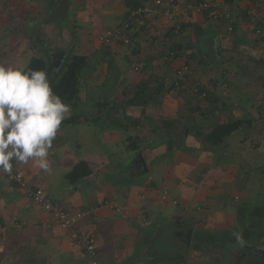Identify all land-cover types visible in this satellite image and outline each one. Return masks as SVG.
Here are the masks:
<instances>
[{
    "label": "crops",
    "instance_id": "crops-1",
    "mask_svg": "<svg viewBox=\"0 0 264 264\" xmlns=\"http://www.w3.org/2000/svg\"><path fill=\"white\" fill-rule=\"evenodd\" d=\"M170 2L167 5L178 9L184 7V3L194 8L199 0ZM52 3L53 7H62L54 16L51 13L55 10L50 8ZM152 5V0H0V61L21 58L20 61L27 65L38 54L31 53L35 37L40 42L38 51H42L39 53L48 58L50 81L57 79L69 56L91 58V64L86 67L88 69L89 65L91 71L80 77L76 104L62 121L53 140L58 141L59 146L49 149V153L54 156L60 146L72 145L75 150L71 156L76 157L71 168L83 161L88 165L91 175L69 185L64 178L71 169L68 172L44 170L31 160L26 164L13 161V165L30 184L42 188L55 202L75 212L86 213L82 225L85 226V233L94 239L99 264H148V261L174 264L171 260L176 256L188 259L193 255L196 231L204 228L221 231L225 226V217L231 226L237 225L238 204L231 200L233 196L244 198L246 193V189L238 188L234 162L229 160L215 165L209 144L190 135L192 123L189 118L199 113L191 111L190 108L196 104L189 93L176 91L177 88L169 91V94L174 92L177 98L185 96L188 109L185 125L180 131L184 143L177 145L175 154L174 120L180 111L184 113L185 107L168 105L165 99L169 98V94L158 104L137 107L126 104L138 90L137 86L145 82L147 77L146 74L132 71V66L138 65L139 61H146L150 55L157 56V63L154 60L152 64L145 65H152L153 73L160 79L167 67L163 64L166 54L174 45V38L171 39L167 33L164 35L168 42L150 32L151 20L154 19L149 16L155 11ZM132 13H136L135 18L130 20L133 33H136L130 44L123 45L118 39L110 45L100 43L99 37L106 30L116 29ZM198 17L201 21L192 20L198 29L202 27L198 23L210 22L205 15ZM182 23L187 24V21L182 20ZM36 27L38 30L34 32ZM170 28H173L171 23L163 31L167 32ZM206 29L205 26L203 30ZM214 33L215 37L203 39L207 40L205 52L214 64H224V52H231L234 42L226 41V34ZM238 37L237 41L243 40V33ZM20 39L22 41H18ZM183 48L181 45V52ZM256 49L263 56V46L259 45L253 51ZM51 52H65V56L59 60L60 64L53 61ZM87 52L91 55H85ZM193 54L194 51H190L189 58L193 59ZM252 54L249 59L256 60L257 57ZM177 59L168 64L171 65L167 67L169 71L174 70ZM263 60L261 58L259 61ZM197 63L201 64L200 61ZM203 63L206 64L205 60ZM232 66L233 72L238 69L235 64ZM116 74L121 90L113 98V91L105 94L99 86L107 85L109 75L112 78ZM230 74L223 71L217 78L204 79V84L207 81L205 88L212 93L204 106L207 107L206 111L209 109L215 114L218 109L217 112L222 114L221 108L229 103L231 108L228 107L225 113L230 112L231 117L241 119L242 116L237 113L243 115L246 110L235 102L239 100L235 90V96L231 94L229 97L228 91L222 89L221 92L218 86L222 85V81L239 86L238 79L241 78L236 76L232 79ZM187 85L191 86L189 83ZM94 88L96 94L93 93ZM90 95L94 103L88 108L85 103L91 99ZM154 105L157 107L152 108ZM103 106L107 108L103 109ZM170 110H174V114L169 113ZM203 113L204 116L199 115V120H196V123L200 121L198 124L201 126L207 121L210 126L229 120L219 113L220 119L214 122L213 114L208 117L207 112ZM163 120L171 121V125H164ZM90 125L101 129L100 140L93 139L90 134L84 136V130ZM244 128L242 126L226 139L227 148L235 145L237 135L243 136ZM129 130L132 134L130 132L127 135L126 131ZM68 132H74L75 136ZM159 132L162 133L160 142L157 141ZM170 137L173 138V147L168 150ZM238 140L244 144L246 139ZM183 145L186 147L184 150L180 148ZM110 146L113 149H109ZM227 154L234 157L233 152ZM48 162L50 166L49 159ZM41 170L43 173H40ZM51 171L58 173L60 178H54V181ZM105 201L115 203L117 209L104 206ZM188 231L191 235L186 244L184 235ZM84 261L82 249L69 242L65 233L52 224L47 213L30 202L24 192L0 171V264H83Z\"/></svg>",
    "mask_w": 264,
    "mask_h": 264
},
{
    "label": "rangeland",
    "instance_id": "rangeland-1",
    "mask_svg": "<svg viewBox=\"0 0 264 264\" xmlns=\"http://www.w3.org/2000/svg\"><path fill=\"white\" fill-rule=\"evenodd\" d=\"M51 1H54V0H51ZM170 1L171 0H163L162 5L160 6L161 8H153L155 9V11L152 13V15L149 16L150 19H154V20H151V22L153 21V23L149 27L150 32L153 34L159 35L160 39H163V38L167 39L165 38L166 36L164 35L166 32L163 30L167 29V27L169 26V23L166 22L163 16H161V12L165 4L167 5L168 3H171ZM175 1L176 0H174V3ZM204 1L208 2L210 7L213 8L215 11L225 14L226 16H228V18L222 19V20H215L212 18V20H214L212 22H206V23L202 22V24L200 22L198 23V26L199 27L202 26L201 29H204L206 26L207 29L200 34H197V33L194 34L195 33L194 28H196V25L192 23V20H194L195 22L201 21V19L199 20L198 16L203 15L202 12H198L197 10L192 8V5L186 6V3H184V7H181L179 9L178 7L171 6L173 9L175 8V10H180L178 12L176 11V14H179L178 16H180L179 18H177V25H176L177 31L180 30V24L182 23V20L187 21V24H189L187 28H190V29L186 28L189 31L185 29L182 35L179 37V43L184 47L183 48L184 50H182V52L181 51L179 52L180 55L178 59L176 60L178 62L174 63L176 64L174 66V70L177 68V66L181 68L185 66L187 68V71L184 74V80L188 81V83L191 84V87L193 88H194V85L205 87L206 86L205 84L207 83V81L204 84V79L207 80L209 78H213L214 76L215 78H217L220 73H223V71H227L231 73L230 75L233 76L232 79H235L236 76L241 78V79H238L239 86H234L230 82L227 83L225 81H222L221 82L222 85L220 84L218 85L219 90L221 92H222V89L226 90V92L228 91L227 94L228 95L230 94L229 97L232 96L231 94H233L235 90V94H237L239 98V100L238 101L235 100V102H238L239 106H241L242 109L244 107V110H246L245 114L243 115L241 113H237V114L238 115L240 114V116H242L241 119H244V120L253 118L254 120L253 123L255 124L251 123L249 124V126L248 124H245L244 127L246 128H244L245 131L243 133V136L238 133L239 134L237 135L238 138L236 139L235 145H233L232 147L227 148L226 143L222 145V147L225 150L224 153L227 155L225 156L230 160V162L232 161L234 162V166L236 165L234 168V171H235L234 176L236 177V179L238 178L237 179L238 188L246 189V193H245L246 197L244 196V198H241L239 196H236V198H234L233 196L231 200L232 202H237L238 204L237 205L238 206L237 216H236L237 225L231 226L230 222H227L228 218L225 217V221L223 222L225 226L223 227L221 231L208 230L205 228L200 231H196V234H195L196 243L194 247H192L193 255L188 257L189 259L188 264H213L212 259H218L219 261H224V260L227 261L228 254L224 252L223 249H221L222 245L227 244V243L231 244L232 242L236 240V238L246 240L249 238L250 235L257 234V232H259V228L262 227V225H264V207H263L264 206L263 204L264 202V60L259 61L261 60V58H264V54H262L263 56H261L259 52L257 51V49L253 51V49L258 47L259 45L260 46L262 45L264 49V0H237L235 3H233V5H227L224 0H204ZM51 5L52 6H50V8L55 10V12L52 11L51 13L54 16V14H56L59 10H61L62 7L60 5L53 7V3ZM152 6H154V4ZM195 15H197V17H195ZM204 19L205 18H202V20ZM231 22L235 24L236 28L235 30L233 29L231 31H228V28L231 27ZM258 24H260V26H258ZM210 29H213V30L208 31ZM37 30L38 28L36 27L34 32H36ZM192 30L194 31V33ZM216 31L221 32L222 34H226L225 35L226 41L232 40L234 42L232 51L224 52V56H225L224 62L226 64L225 63L224 64H214L213 61L211 60L212 58L208 55V53L205 52V49H206L205 45H206L207 40L204 41L203 39H207L212 36L215 37L214 32ZM257 31H259V34L256 33ZM240 33H243L244 38L241 41H237L239 39L238 36ZM34 39L35 41L33 43V50L31 51L32 55H35L36 53H38L36 55L43 57V59H46L48 63V58H46L47 56L42 53H39L42 50L38 51L40 42L39 43L37 42L38 40L37 37H35ZM18 41H22V40L20 39ZM167 42H168V39H167ZM258 42H259V45H257ZM190 47H192V49ZM192 50L194 51L193 59L195 60H193L192 58H189L190 51L192 52ZM31 53L28 54L29 57ZM251 53H253L252 54L253 56L257 57L256 60L249 59ZM18 54L20 55L21 53H19L18 51ZM85 55L90 56L91 54L87 52ZM87 58L89 60L88 64H91V61H90L91 58L90 57H87ZM20 59L21 58H19L18 61H20ZM157 59L158 58L156 56L155 62L157 61ZM196 60L200 61L201 64H198ZM204 60L206 64L203 63ZM14 61H17V60H14ZM177 64H180V65H177ZM234 64L235 66L238 67V69L233 72L231 68L234 67L232 66ZM88 67H89L88 69L86 68L84 69L83 73L88 74L91 71V68L89 65ZM63 68L64 66L62 67V69ZM110 75L107 78L109 80L108 82H106L107 85L99 84L100 85L99 89L104 90L103 92L105 94L113 91L112 94H114L113 95V98H114L117 94V91L121 90V87H120V83L118 82V80H113L110 77ZM129 76L137 80V78L132 76V74H129ZM93 93L96 94L95 88L93 89ZM168 96L169 98L168 97H166V99L164 98L166 103H168V105L175 106L179 104L180 106L183 105L185 107L184 113L180 111V115L174 120V129H175L174 130V135H175L174 142L181 144L184 142L182 141V137L179 133L181 131V127L182 126L184 127L185 125L186 120L184 118L188 115L186 112L188 111V109H187L185 96L181 95V97L177 98V96L174 95V92L170 93ZM90 98L91 99L85 103V107L91 108L92 104L94 103L92 100V95H90ZM193 103H195V101ZM231 104H235V103H231ZM200 105H201L200 108H202L204 112H207L206 114H208V117L212 116L213 113L210 112L209 109L206 111L207 107H205L206 105L204 106V103H201ZM217 106L220 107V104H218V102H217ZM156 107L157 106L154 105L152 108H156ZM228 107L231 108L229 103H227L225 107L223 106L221 108L220 111L222 112V114L220 112L219 113H220V116H223L226 119L230 120V119H233V116L231 117L229 115L230 112L228 114L225 113ZM234 107L235 105H233V108ZM106 108L107 106H103V109H106ZM238 108L240 109V107ZM184 109L182 108V110ZM217 110L218 109H216L215 114H213L214 122L220 119L218 117L219 113L217 112ZM169 113L174 114V110H170ZM199 115L200 114L195 113L194 116L192 115L190 116L189 118L190 123H192L190 125L195 128L196 127L200 128V130H202L206 134L211 130V128L213 127V124H210V126H208V121L203 126L198 124L200 121L196 123V120H199ZM115 127L117 130L121 131L120 127L116 125ZM192 127L191 129H189V133L191 136H194L193 135L194 130L192 129ZM84 132L86 133L84 134V136L90 134L91 136L94 137L93 139L97 138L100 140L102 136L101 129L100 128L98 129L92 125H90V128L85 129ZM130 132H131L130 130L128 132L126 131V134L129 135L128 133ZM68 134L75 136L74 132H68ZM161 134L162 133L159 132V135L157 138V141L159 142L161 141V138H162ZM195 138L199 140H203L202 138H199V137H195ZM238 139L240 140L246 139V140L244 141L245 142L244 144H240V141ZM225 142H227V140H225ZM52 144H53L52 147L59 146L58 141H55ZM241 146H243L242 152L240 151ZM109 149H113V148L110 146ZM177 149L178 148L176 147L174 148V154L178 151ZM74 150L75 148L72 145L71 146L68 145L67 147L60 146V150L57 153H55L54 156L52 153H49V157H48L50 161L49 170L53 169L58 172L60 171L68 172L70 169H72L71 168L72 163L76 155L71 156V152ZM231 152L234 153V157H230V156L228 157L227 153H231ZM213 159H214V156H213ZM213 162L215 165L221 164L220 161L216 162L215 159ZM40 173H43V171L41 170ZM51 178L58 179L60 178V175L58 173L54 174V171H51ZM65 182L69 184L66 180ZM247 207L251 208V211L248 213V216L250 217L249 219L247 217V214H245ZM251 218L252 220L250 222L249 220ZM201 224L199 225L201 226ZM258 247H264V246H258ZM252 248L254 247L248 246L247 251L249 254L245 253L244 255L246 257V263L248 262L247 264H255V263H251V261H247V259L251 257L250 254H253V256L257 259H260V257L256 256L255 253H250L249 249L252 250ZM232 261L233 260L229 258V264H231ZM233 263L235 264L234 261ZM148 264H158V263H156L155 261H148Z\"/></svg>",
    "mask_w": 264,
    "mask_h": 264
},
{
    "label": "trees",
    "instance_id": "trees-1",
    "mask_svg": "<svg viewBox=\"0 0 264 264\" xmlns=\"http://www.w3.org/2000/svg\"><path fill=\"white\" fill-rule=\"evenodd\" d=\"M201 0H199L200 2ZM227 5H233L237 0H224ZM214 9H206L202 10V14L205 15L210 22L214 21L212 20V11ZM215 11V10H214ZM131 19H127L123 22V24H127V27L122 25V23L116 28L120 31V37L129 39L131 41L135 35L136 32L133 33V26L130 22ZM189 24H180V30L176 32V29L174 27L170 28L166 33L171 37V39L174 38V45H172L173 48H170V52L174 53L175 59L179 57V51L181 49V45L177 42L178 38L182 35L184 30L188 27ZM228 26V25H227ZM260 26V24H258ZM232 30L236 28L235 24L231 22ZM195 34H200V32H204L202 29L194 28ZM169 32V33H168ZM166 34V35H167ZM118 39V40H121ZM122 44L123 41L121 40ZM163 53V52H162ZM161 53V55H162ZM162 57V56H161ZM161 57L159 58L161 60ZM156 57L150 55L149 59L146 61H139L141 66V72L139 74H146V80L145 82H141L137 88L138 90L134 94V96L131 97V99L126 101L127 105L132 106H146L148 104H155L157 102H162V99L169 93L171 89H176L173 85H169L168 88L165 87V84L161 79L156 78V74L153 73V67L152 65H148V67L145 64H152V62L155 60ZM89 60L87 57L78 56V55H71L68 58L65 59L64 62V68L61 70V73L58 75L57 79L51 80L50 85L53 89V92L60 96L62 100L68 104H70L71 108L70 110L75 106L77 94L80 91V77L83 75L84 69L87 67ZM132 63V62H131ZM47 62L41 57V56H35L30 59V61L27 64V67L33 70H44L47 72ZM131 65V64H130ZM113 80H118V75H114L112 77ZM151 83H154L155 85H151ZM187 82L184 80V82H181L180 87L176 91H182L185 94L189 93V95L193 98L195 101L196 106L193 108H190L192 112L197 111L200 116H204V113L202 111V108H200V104L204 103L207 99H209L210 91H208L205 87L194 85V87L197 89L196 92H193V87L186 84ZM116 87V86H115ZM174 87V88H173ZM205 93V97H201L198 93ZM188 103V102H187ZM158 104V103H157ZM253 118H249L248 120H242V119H230L226 122L222 123H214L213 127L208 133H204L200 128L192 127L194 130L193 137H199L202 138L204 142L209 144L210 150L213 153L214 159L216 162H227L229 159L224 156L223 152L225 151L222 145L225 143V140L229 138L234 132L238 131L242 126L245 124H251L254 120ZM163 124L168 123L171 125V121L169 120H163ZM191 128V127H190ZM181 137L183 138V133H179ZM175 136V135H174ZM197 139V138H196ZM201 141V140H200ZM178 143L174 142V148L177 147ZM173 147V138L170 137V140L167 145V149L170 150ZM183 147V148H182ZM183 150L186 149L185 145L182 146ZM229 157V155H228ZM91 175V171L88 167V165L80 161L78 162L72 169L65 175V180L69 184H75L77 181H79L81 178H85ZM264 204V202H263ZM247 206V205H246ZM264 207V206H263ZM251 211L250 207H247L245 214H247L248 219L250 218L248 216V213ZM252 218L249 220L251 222ZM234 243V244H233ZM248 246L252 247H258V246H264V225L259 228V232L255 235H250L248 239L242 240L240 238H236L234 242L231 244L227 243L221 246V249L224 250L228 254V260L227 261H219L218 259H212L213 264H229V258L235 262V264H247L246 263V257L244 256L245 253L248 254ZM251 257L247 259V261H251V263L255 264H264L263 260L257 259L253 256V254H250ZM190 257V256H189ZM233 257V258H232ZM174 264H188V259L184 256H176L174 259L171 260ZM232 261L231 264H234ZM262 262V263H261Z\"/></svg>",
    "mask_w": 264,
    "mask_h": 264
},
{
    "label": "clouds",
    "instance_id": "clouds-1",
    "mask_svg": "<svg viewBox=\"0 0 264 264\" xmlns=\"http://www.w3.org/2000/svg\"><path fill=\"white\" fill-rule=\"evenodd\" d=\"M70 108L53 92L47 72L0 61V171L30 160L49 170V149Z\"/></svg>",
    "mask_w": 264,
    "mask_h": 264
},
{
    "label": "built area",
    "instance_id": "built-area-1",
    "mask_svg": "<svg viewBox=\"0 0 264 264\" xmlns=\"http://www.w3.org/2000/svg\"><path fill=\"white\" fill-rule=\"evenodd\" d=\"M152 2L155 8H161L160 6L162 5L163 0H152ZM194 9L198 12H202V10L213 8L210 7L208 2L201 0L200 2L195 3ZM176 11L177 10L173 9L171 6L165 4L161 12V16H163L167 22L171 23V27L173 28H176L177 18L180 17L178 16L179 14H176ZM211 13L212 18L215 20H222L228 18V16L223 13H219L218 11H212ZM135 15L136 13L130 14L129 19L135 18ZM122 25L127 27V24L122 23ZM228 30L231 31V27L228 28ZM256 33L259 34V31H257ZM114 39H121L120 31L117 29L106 30V32L99 37L100 43L104 45H110V43ZM121 40L125 45L130 44L129 39L122 38ZM174 60V53L169 52L166 54L165 61L163 64L165 67H170L171 65L168 64H171L170 62H174ZM167 67L165 68V73L161 76L160 79L165 85H173L175 88L178 89L180 87L181 82H184V74L187 71V68L183 66L182 68L180 67L175 70L169 71ZM132 69L136 73L141 72L140 65H133ZM192 91L196 92L197 89L194 87ZM198 93L201 97H205V93ZM2 173L8 178L10 182L16 184L17 187L24 192L30 202H32L35 206L39 207L41 210L47 213V215L50 217V221L52 222V224L60 228V230L65 233L66 238L69 242L79 246L82 249V253L85 259L83 264H99L94 239L85 233V226L82 225V221L86 213H84L83 211L75 212L65 207L61 203H57L52 200L42 188L30 184L15 168L14 165L11 173ZM103 205L111 206L112 208L117 209L116 204L113 202L105 201Z\"/></svg>",
    "mask_w": 264,
    "mask_h": 264
},
{
    "label": "water",
    "instance_id": "water-1",
    "mask_svg": "<svg viewBox=\"0 0 264 264\" xmlns=\"http://www.w3.org/2000/svg\"><path fill=\"white\" fill-rule=\"evenodd\" d=\"M50 56L52 57L53 61H56L57 63H59L60 62L59 60H62V58L65 56V52H51ZM190 235H191L190 231H188L187 234L184 235L186 244L190 239ZM251 251L255 253L256 256L260 257V259L264 260V247H255V248H252Z\"/></svg>",
    "mask_w": 264,
    "mask_h": 264
}]
</instances>
